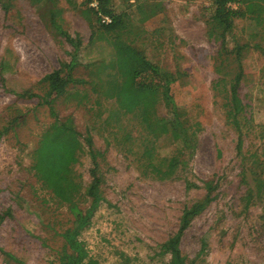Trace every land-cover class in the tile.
I'll return each mask as SVG.
<instances>
[{
	"label": "rangeland",
	"instance_id": "374dc122",
	"mask_svg": "<svg viewBox=\"0 0 264 264\" xmlns=\"http://www.w3.org/2000/svg\"><path fill=\"white\" fill-rule=\"evenodd\" d=\"M215 1L109 3L122 19L121 38L177 77L172 92L192 148L155 130L168 115L161 98L127 111L91 82L71 83L55 100L57 115L72 118L84 141L76 174L85 186L93 169L101 179L104 200L80 236L97 264H167L161 244L178 231L184 208L206 196V180L217 185L215 199L183 234L188 264H264V0L229 3L243 15L225 35ZM252 2L261 10H251ZM53 7L68 37L52 26ZM101 14L112 17L101 1L0 0V264H56L63 249L70 214L31 169L54 116L27 95L44 93L45 75L71 60L68 38L81 45L73 75L95 79L99 64L87 63L115 54L113 35L99 29ZM235 89L244 105L238 119L231 115ZM175 156L183 162L169 173Z\"/></svg>",
	"mask_w": 264,
	"mask_h": 264
},
{
	"label": "trees",
	"instance_id": "16d2710c",
	"mask_svg": "<svg viewBox=\"0 0 264 264\" xmlns=\"http://www.w3.org/2000/svg\"><path fill=\"white\" fill-rule=\"evenodd\" d=\"M100 1L103 11L112 16V22L99 25V29L104 34L113 35L111 36L113 38H109L115 49L113 58L87 63L86 67L88 68L99 64L95 79L89 81L84 78H77L73 74L77 66L80 65L81 45L68 38L74 47L71 60L62 63L61 67L45 75L47 89L44 93L34 92L27 95L30 98H39L42 104H48L51 114L54 116L52 124L42 133L39 139L38 146L32 156L31 169L41 187L53 194L60 205L66 206L70 214L68 219L70 224L62 233L64 246L58 252L56 264H97V261L90 256L85 242L80 236L90 226L95 211L104 200L100 189L101 179L96 170L93 169V179L87 186L82 183L79 175L75 172V165L80 162V155L85 148L82 134L76 128L72 118L62 119L55 112V100L67 93L69 84L91 85L93 83V91L100 92L101 96L106 98H115L119 102L120 109H126L127 111L141 102L161 98L167 108L168 115L156 120L155 130L172 134L186 148H192L193 146L192 135L181 123L177 101L172 92V85L176 82L177 77L151 61L145 52L133 42L121 38L119 30L124 28L121 22L122 19L109 7L110 0ZM237 1H215L214 17L222 25L223 35L232 30L234 19L243 15L239 9H233L229 6V3ZM249 6L254 8L251 10L256 11L257 8L255 9V7L261 8L263 5L252 2ZM58 12H60V9L56 7L49 10L50 22L59 33L68 37V33L63 32L62 25L59 23ZM237 53L241 55L239 50ZM103 71H108L107 79L97 80L96 78ZM236 82L238 85L239 82ZM232 106L231 115L238 119L237 116L243 111L244 105L237 89L232 94ZM14 121H18V118ZM242 146L243 141L240 138L238 141L239 151H241ZM181 161L183 162V160H179L178 156L171 158L168 164V172L172 173ZM154 170L158 172L162 170L157 167L156 162ZM160 176L165 178L162 175ZM205 184L208 190L206 196L184 208L178 231L161 244L162 254H170L167 264H188L180 246L183 234L192 220L201 214L215 199L212 193L217 185L214 184L213 180H206ZM188 186L191 187L190 184ZM194 186L199 187L198 184H194ZM84 200H89L90 205L83 207Z\"/></svg>",
	"mask_w": 264,
	"mask_h": 264
},
{
	"label": "built area",
	"instance_id": "2783aa9c",
	"mask_svg": "<svg viewBox=\"0 0 264 264\" xmlns=\"http://www.w3.org/2000/svg\"><path fill=\"white\" fill-rule=\"evenodd\" d=\"M99 2L100 0H91V5L94 7H98ZM101 21L103 23L109 24L112 22V17H110L109 15L101 14Z\"/></svg>",
	"mask_w": 264,
	"mask_h": 264
}]
</instances>
